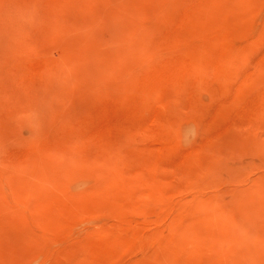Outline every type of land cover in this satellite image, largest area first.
I'll use <instances>...</instances> for the list:
<instances>
[{
	"label": "rangeland",
	"instance_id": "1",
	"mask_svg": "<svg viewBox=\"0 0 264 264\" xmlns=\"http://www.w3.org/2000/svg\"><path fill=\"white\" fill-rule=\"evenodd\" d=\"M0 264H264V0H0Z\"/></svg>",
	"mask_w": 264,
	"mask_h": 264
}]
</instances>
